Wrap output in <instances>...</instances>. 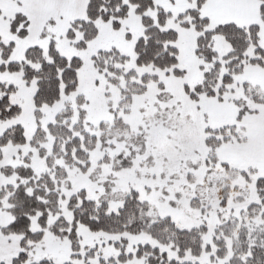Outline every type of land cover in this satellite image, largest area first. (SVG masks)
Here are the masks:
<instances>
[{"label":"snow or ice","instance_id":"6c2138e0","mask_svg":"<svg viewBox=\"0 0 264 264\" xmlns=\"http://www.w3.org/2000/svg\"><path fill=\"white\" fill-rule=\"evenodd\" d=\"M0 264H264V0H0Z\"/></svg>","mask_w":264,"mask_h":264}]
</instances>
